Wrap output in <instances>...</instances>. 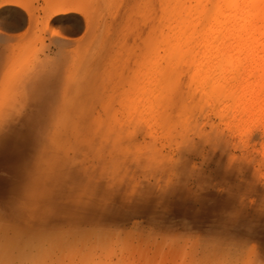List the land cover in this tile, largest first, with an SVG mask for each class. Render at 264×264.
<instances>
[{"label":"bare ground","instance_id":"1","mask_svg":"<svg viewBox=\"0 0 264 264\" xmlns=\"http://www.w3.org/2000/svg\"><path fill=\"white\" fill-rule=\"evenodd\" d=\"M190 1L193 4L188 6L176 3L183 13L180 23L184 39L212 35L216 40L246 41L252 53L258 48L264 52V0H213L210 7L201 0ZM35 2L42 13L41 23L31 0H0V85L12 90L0 102V125H5L3 121L7 119L15 123L16 139L15 147H7L0 140V193L9 186L8 178L15 175L20 156L40 153L46 147L43 137L53 125L63 122L66 133L73 132L65 123L66 111L72 105L80 122L73 133L71 152L60 151L62 162L83 175L88 167L78 166L92 162L90 168L96 174L111 176L116 184L124 177L142 179L130 185L131 195L172 210H193V204L169 191L167 185L151 183L160 179L156 167L166 163L165 144L152 141L153 135L139 121L129 119L127 124H121L105 106L114 100L136 99L133 88L150 84L156 66L162 80L166 78L167 60L157 64L154 48L164 49L173 35L169 16H175L177 11L173 13L172 0ZM174 22L177 26V19ZM228 25L232 29L225 30ZM36 33L42 34L40 47L30 54L28 49ZM125 43L131 44L133 52L126 62H121L117 54ZM31 102L44 106L45 117L30 128L21 121L22 115L30 113L19 111V107ZM184 127L177 135L179 141L173 144L180 159L187 161L199 154L200 146L191 138V129ZM147 139L150 145L138 143ZM107 208L106 213L91 212L88 219L101 221L120 216ZM231 209L200 201L195 214L213 215ZM245 212L246 223L263 224L257 217L263 213Z\"/></svg>","mask_w":264,"mask_h":264},{"label":"rangeland","instance_id":"2","mask_svg":"<svg viewBox=\"0 0 264 264\" xmlns=\"http://www.w3.org/2000/svg\"><path fill=\"white\" fill-rule=\"evenodd\" d=\"M31 2L34 14L41 23V10L36 7L35 0ZM201 2L210 7L213 0ZM176 3L183 6L193 4L190 0H172L173 13L177 11L175 16H169L172 19L169 31L173 35L164 49L154 48L157 64L167 60L166 78L162 80L160 69L156 66L150 84L133 88L136 99L114 100L105 103V106L121 124H127L129 119L139 121L153 135L152 141L165 144L166 163L156 167L160 179L151 183L158 187L167 185L165 187L169 191L193 204L194 209L172 210L149 202L145 197L131 195L128 190L130 185L142 179L124 177L116 184L111 176L104 177L100 172L96 174L90 168L92 162L78 166V169L88 167L85 174L93 182L111 185L107 207L111 208L112 214H120L117 219L90 221L109 224L123 231L136 224L144 230L139 237H130L132 259L139 260L140 264H177L176 259L179 258L177 252H166L161 245L146 242L147 229L162 230L153 223L158 209H167L169 218H187L199 226L206 225L213 217L195 214L200 201L231 208L240 205L248 213L264 215V52L258 48L256 53H252L246 41L216 40L208 31L209 36L204 39H184V28L180 23L183 13L182 9H177ZM230 29L229 25L225 27V30ZM36 34L32 35V45L28 49L30 54L40 47L42 34ZM132 52L131 44L125 43L117 58L126 62ZM11 92L0 85V102ZM23 117L21 121L26 125L34 123L37 116L28 114ZM3 122L6 124L0 125V140L7 147H15V123L9 119ZM79 122L76 117L73 132L69 133L72 136L61 138L58 155L62 151L71 152L73 133L77 132L75 127ZM183 126L191 129V138L200 146L199 154H194L187 161L180 159L177 155L179 150L173 144L179 141L177 135ZM138 143L145 146L152 142L147 139ZM23 157L22 154L20 160ZM212 212L216 213V210ZM259 216L263 224L255 225V238L264 249V216Z\"/></svg>","mask_w":264,"mask_h":264},{"label":"clouds","instance_id":"3","mask_svg":"<svg viewBox=\"0 0 264 264\" xmlns=\"http://www.w3.org/2000/svg\"><path fill=\"white\" fill-rule=\"evenodd\" d=\"M65 133L63 122L53 125L43 137L46 147L24 156L0 193V264H140L132 259L130 237L144 230L88 219L93 211L107 212L111 185L62 162ZM246 218L237 205L199 226L158 209L153 223L162 230L147 229L146 242L177 252V264H264V249Z\"/></svg>","mask_w":264,"mask_h":264},{"label":"crops","instance_id":"4","mask_svg":"<svg viewBox=\"0 0 264 264\" xmlns=\"http://www.w3.org/2000/svg\"><path fill=\"white\" fill-rule=\"evenodd\" d=\"M76 108L75 106L73 107L72 105H69L68 107V110L66 111V114H65V123L70 126L72 129L74 128V121L77 117V110L74 109ZM22 111V112H29L31 115L35 114L37 117L34 118V123L32 124H26L27 127H32L33 125L37 124V123H41L43 120H44V106L40 103H28L26 106H22V107H19V111ZM25 114V113H24ZM22 115V114H21ZM25 115H28V114H25ZM22 118H24L22 116ZM73 124V125H72ZM42 126V125H41ZM41 130V129H40ZM70 132L68 133H65V137H68L70 136L69 135Z\"/></svg>","mask_w":264,"mask_h":264}]
</instances>
